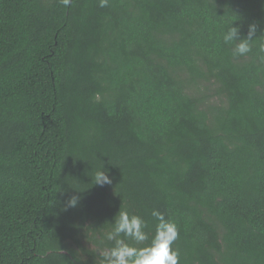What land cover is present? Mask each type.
<instances>
[{
	"label": "trees",
	"instance_id": "16d2710c",
	"mask_svg": "<svg viewBox=\"0 0 264 264\" xmlns=\"http://www.w3.org/2000/svg\"><path fill=\"white\" fill-rule=\"evenodd\" d=\"M262 44L264 0H0V264H96L119 209L179 264H264Z\"/></svg>",
	"mask_w": 264,
	"mask_h": 264
},
{
	"label": "clouds",
	"instance_id": "9594fccd",
	"mask_svg": "<svg viewBox=\"0 0 264 264\" xmlns=\"http://www.w3.org/2000/svg\"><path fill=\"white\" fill-rule=\"evenodd\" d=\"M69 6L72 0H61ZM101 8L107 7L109 0H98ZM257 25L249 24L246 36H241L240 27L233 22L223 32V43L230 47L234 57L246 56L252 52L257 36ZM264 51V44L261 45ZM94 184L103 186L111 184V177L104 167L94 173ZM78 196H71L67 207H75ZM155 221L154 233L149 222L142 216L119 209L109 228L100 233L98 239L102 247L95 253L96 264H179V251L174 247L179 237V229L175 221L166 218L158 209L150 213ZM98 257V258H97Z\"/></svg>",
	"mask_w": 264,
	"mask_h": 264
}]
</instances>
